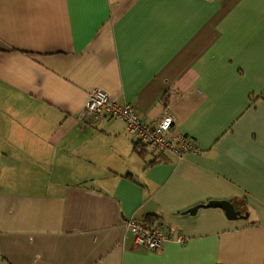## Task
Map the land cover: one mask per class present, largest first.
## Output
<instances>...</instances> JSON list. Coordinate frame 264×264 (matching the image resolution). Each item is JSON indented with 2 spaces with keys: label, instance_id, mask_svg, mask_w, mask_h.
<instances>
[{
  "label": "crops",
  "instance_id": "crops-1",
  "mask_svg": "<svg viewBox=\"0 0 264 264\" xmlns=\"http://www.w3.org/2000/svg\"><path fill=\"white\" fill-rule=\"evenodd\" d=\"M96 89L201 152L86 120ZM0 264H264V0H0Z\"/></svg>",
  "mask_w": 264,
  "mask_h": 264
},
{
  "label": "built area",
  "instance_id": "built-area-1",
  "mask_svg": "<svg viewBox=\"0 0 264 264\" xmlns=\"http://www.w3.org/2000/svg\"><path fill=\"white\" fill-rule=\"evenodd\" d=\"M84 118L96 125L106 119L122 120L131 140L152 155L170 153L181 158L187 153L201 152L191 136L174 128L175 118L172 114L165 112L154 121H144L132 104L117 103L101 89H96L90 94ZM126 229L132 235L134 244L146 250L155 251L165 241L173 239L168 227L160 222L149 223L131 217L126 221ZM175 239L178 242L185 241L183 236H177Z\"/></svg>",
  "mask_w": 264,
  "mask_h": 264
},
{
  "label": "water",
  "instance_id": "water-1",
  "mask_svg": "<svg viewBox=\"0 0 264 264\" xmlns=\"http://www.w3.org/2000/svg\"><path fill=\"white\" fill-rule=\"evenodd\" d=\"M199 207H218V208H221L225 211V213L229 219H236L239 217L243 218L246 216V215H242L241 211L237 210L234 207V205L228 200L210 201L207 204L195 206V207L189 209L187 212L194 213Z\"/></svg>",
  "mask_w": 264,
  "mask_h": 264
}]
</instances>
